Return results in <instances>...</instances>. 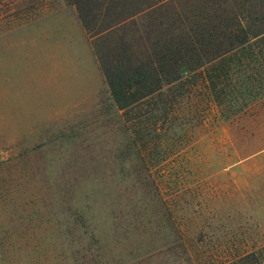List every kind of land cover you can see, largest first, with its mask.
<instances>
[{"label": "rangeland", "instance_id": "obj_1", "mask_svg": "<svg viewBox=\"0 0 264 264\" xmlns=\"http://www.w3.org/2000/svg\"><path fill=\"white\" fill-rule=\"evenodd\" d=\"M20 1L0 19V264H222L264 243V97L228 128L187 122L147 177L74 6Z\"/></svg>", "mask_w": 264, "mask_h": 264}, {"label": "trees", "instance_id": "obj_2", "mask_svg": "<svg viewBox=\"0 0 264 264\" xmlns=\"http://www.w3.org/2000/svg\"><path fill=\"white\" fill-rule=\"evenodd\" d=\"M63 1L93 39L147 177H155L150 166L159 155L165 162L183 149L187 122L199 116L228 128L264 97V0ZM19 6L20 0H0V19L27 18L33 5ZM125 24L134 29V49L117 34ZM111 35L121 41L111 43ZM222 264H264V243Z\"/></svg>", "mask_w": 264, "mask_h": 264}, {"label": "crops", "instance_id": "obj_3", "mask_svg": "<svg viewBox=\"0 0 264 264\" xmlns=\"http://www.w3.org/2000/svg\"><path fill=\"white\" fill-rule=\"evenodd\" d=\"M31 48L33 49V51L34 52H32L34 55L36 54L35 52H36V49L35 48H33V47H30V51H31ZM16 49H19V47H14L13 48V51H11L10 53L12 54L11 55V62H13V64H14V69L12 70V72H11V74L14 72V71H16L17 69H19V66H17V65H15L16 63H21V61H22V58L19 56V55H17V51H15ZM21 49V48H20ZM31 54V53H30ZM50 68V67H49ZM67 72V71H66ZM61 76H63L64 77V80H59V81H63L66 85H64V89L63 88H57L56 89V91H55V93L54 94H51L50 95V98H52V97H54V100H55V96L56 95H63L64 97H66L68 94H69V92H70V85L67 83V82H65V80L67 79V75H66V73L65 72H63L62 73V75ZM11 77H12V75H11ZM55 77V76H54ZM54 77H53V80H54ZM12 79V78H11ZM49 79V78H48ZM7 80V79H6ZM55 81V80H54ZM5 83L3 84V86H4V89H5ZM7 86V85H6ZM3 93H6L5 92V90H3ZM6 94H8V93H6ZM49 108L50 107H52L51 106V103H49L48 105H47ZM49 111H52V110H49ZM20 111H17V114L15 115L16 117H20ZM35 117V116H34Z\"/></svg>", "mask_w": 264, "mask_h": 264}]
</instances>
